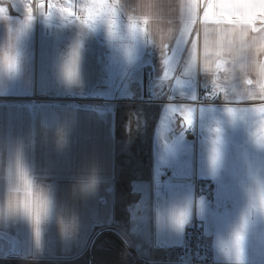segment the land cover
<instances>
[{
  "label": "crops",
  "instance_id": "1",
  "mask_svg": "<svg viewBox=\"0 0 264 264\" xmlns=\"http://www.w3.org/2000/svg\"><path fill=\"white\" fill-rule=\"evenodd\" d=\"M90 2L0 0V264H172L166 254L195 221L218 264H264V118L246 95L259 92L264 40L209 23L205 61L198 20L193 63L179 39L187 0H161L171 39L157 45L151 21L129 32L132 0H109L112 29L81 23ZM134 102L146 111L127 122L121 110ZM93 174L95 189L82 191Z\"/></svg>",
  "mask_w": 264,
  "mask_h": 264
},
{
  "label": "snow or ice",
  "instance_id": "2",
  "mask_svg": "<svg viewBox=\"0 0 264 264\" xmlns=\"http://www.w3.org/2000/svg\"><path fill=\"white\" fill-rule=\"evenodd\" d=\"M203 7V17L202 19L198 15V9ZM44 5H38V8H43ZM25 23L29 22L33 13L30 7L25 4ZM48 8L51 10L53 4L49 2ZM182 14H186V22L183 23V27L180 32L179 39L186 44H191V59L192 62H196L197 55V40L199 37V32H197L196 38L187 39V37L194 30V26L199 20L200 24L203 25L204 32V56L205 61L209 55L208 49V24L212 23L217 26L219 25H229L230 27L227 31L233 36H239L241 39L251 38L256 40L259 35L262 40H264V0H187L186 4L181 5ZM118 6L115 3H110L109 0H91V2L85 5L83 11L87 13V16L81 20V23L85 25H90L97 19L103 18L107 22L110 29L115 27V21L117 16ZM5 9L0 7V16H3ZM60 12H67L72 15L69 9L61 8ZM259 25V26H258ZM128 29L132 34L139 32H144L145 29L137 28L131 18L128 19ZM217 30H220L219 28ZM171 45H164L165 51L162 53L165 56V63H167V51ZM264 48V44L261 45ZM220 55V53H217ZM11 67V65H9ZM217 63V67H219ZM261 82L259 84V92H247L246 95L250 100L259 99L261 103L259 106H255L251 111L258 113L262 118H264V62L260 64ZM167 76V72L165 73ZM246 84H252L253 81L250 79L245 80ZM181 116V120L184 123L191 122V110L185 111L183 108L177 110ZM231 113L232 110L229 109ZM264 124V119L261 120ZM261 204L264 207V195L261 197ZM24 211L33 216L31 207L25 206ZM43 209L42 203L37 201V211L34 219L38 222L40 213ZM242 236L237 233L235 236V247L237 253L239 254L240 243Z\"/></svg>",
  "mask_w": 264,
  "mask_h": 264
},
{
  "label": "built area",
  "instance_id": "3",
  "mask_svg": "<svg viewBox=\"0 0 264 264\" xmlns=\"http://www.w3.org/2000/svg\"><path fill=\"white\" fill-rule=\"evenodd\" d=\"M142 55V56H141ZM134 53H129L122 64L127 65ZM142 65L146 68H153V62L147 53H140ZM127 82L125 83V85ZM210 188L209 182H202L199 190L207 192ZM166 260L172 264H218L212 255L210 248L204 241V232L200 222L195 221L188 225L184 231L183 244L174 251L166 254ZM144 263V262H143Z\"/></svg>",
  "mask_w": 264,
  "mask_h": 264
},
{
  "label": "clouds",
  "instance_id": "4",
  "mask_svg": "<svg viewBox=\"0 0 264 264\" xmlns=\"http://www.w3.org/2000/svg\"><path fill=\"white\" fill-rule=\"evenodd\" d=\"M129 18L132 20H140L142 18L145 24L150 21L155 24V30L151 38L145 34L152 43L157 45L158 41L163 43L165 40L171 39V29L165 27L161 0H132V9L129 13ZM96 184L97 177L93 174L83 179L80 182V187L82 191L91 192L95 189Z\"/></svg>",
  "mask_w": 264,
  "mask_h": 264
},
{
  "label": "rangeland",
  "instance_id": "5",
  "mask_svg": "<svg viewBox=\"0 0 264 264\" xmlns=\"http://www.w3.org/2000/svg\"><path fill=\"white\" fill-rule=\"evenodd\" d=\"M134 103L135 104H131L129 107H128V104H125V106L121 110V116H123V117L125 116L127 118V122H128V119L130 117L137 119L139 116H141L142 114H144V112L146 111L145 108H142L141 107L143 105H140L137 102H134ZM131 126H132V124H131ZM137 142H138L137 144H139L137 146L138 150L139 149H143L142 147L144 145H146V140L145 139H137ZM100 247H101V242H97L96 245H95V249L98 250V249H100ZM106 258L107 257H105V260L101 264H114V263H112L113 261H109V263H107L108 261H107Z\"/></svg>",
  "mask_w": 264,
  "mask_h": 264
}]
</instances>
